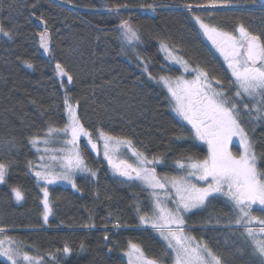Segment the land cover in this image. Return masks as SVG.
Returning a JSON list of instances; mask_svg holds the SVG:
<instances>
[{
    "label": "trees",
    "instance_id": "obj_1",
    "mask_svg": "<svg viewBox=\"0 0 264 264\" xmlns=\"http://www.w3.org/2000/svg\"><path fill=\"white\" fill-rule=\"evenodd\" d=\"M230 2L234 7L215 12L211 23L225 31H234L242 23L254 34L264 33L261 0ZM205 3L207 0H0V22L13 32L12 39L0 34V139L16 144L8 183L0 185V225L24 228L12 234L36 256L56 255L57 259L49 257L47 264H127L124 253L129 241L150 257H158L164 245L152 228L139 227V215L150 211L151 190L135 181L122 183L125 178L112 174L105 160L85 144L80 151L97 172L96 178L78 177L79 191L63 184L49 186L52 212L44 222L40 190L44 186L28 174L27 162L38 161V152L29 143L32 136H43L49 126L63 128L67 123L65 90L54 65L61 63L74 77L70 85L64 78V84L73 105L79 101L78 115L92 136L103 130L127 138L149 159L161 156L164 163L155 165L158 178L174 176L177 159H202L207 145L191 137V126L172 111L164 86L142 72L143 62H148L155 78L178 75L180 68L165 60L163 42L190 65L207 69L210 78L216 77L228 87L230 74L223 60L193 19L200 16L209 22L208 13L186 7ZM115 4L129 7L109 13L108 8ZM148 4L154 5L155 11L141 7ZM34 16L47 21L54 37L48 60L38 52ZM122 19L139 34L134 47L117 31ZM25 61L33 67H27ZM243 126L256 142L257 153H264V121L251 124L245 117ZM178 136L184 138L177 140ZM10 186L21 187L22 201L10 196ZM138 205L143 209L140 213ZM229 212L223 198H216L188 213L185 221L197 240L220 250L224 264H256L250 245L239 235L242 229L226 226ZM253 214L264 218L259 206ZM117 220L121 228L113 227ZM66 244L72 249L67 256L62 252ZM171 262V258L165 260ZM0 264L7 263L0 260Z\"/></svg>",
    "mask_w": 264,
    "mask_h": 264
},
{
    "label": "snow or ice",
    "instance_id": "obj_2",
    "mask_svg": "<svg viewBox=\"0 0 264 264\" xmlns=\"http://www.w3.org/2000/svg\"><path fill=\"white\" fill-rule=\"evenodd\" d=\"M261 6L264 7V0H261ZM128 7L127 4H115L108 11L117 14ZM141 7L155 11L152 4ZM186 7L189 11L195 7L208 13L209 22L200 16H194L193 19L227 65L231 73L228 89L225 90L220 79L210 78L207 69L199 65L189 68L188 62L174 55L172 49L163 42L161 51L165 52L166 59L181 65L185 73H195L194 77L190 80L183 76L173 79L166 75L155 78L149 72L148 62L143 61L142 72L148 73V79H155L157 84L167 89L172 110L180 120L191 126L188 129L191 137L207 145V155L203 159H177L175 167L183 175L161 180L155 168V165L164 163L161 156L149 159L143 152L133 149L131 140L113 137L103 130H98L97 141L94 142L92 133L78 115L79 101L73 105L64 84L65 77L69 85L73 83L74 77L57 62L55 73L65 90L63 104L67 123L63 128L49 126L43 136L37 134L29 139L33 148L43 154L39 156V164L27 162L28 174L34 175L37 185L40 181L44 182L40 190L43 193V218L47 223L52 212L47 186L56 181H67L79 191L74 179L77 172L95 178L96 172L87 166L79 141L81 137L86 138L87 145L97 153L98 144L102 141L104 158L114 173L125 178L121 182L139 181L151 190L152 214L139 215V223L141 226H150L164 242L162 253L158 257H149L139 245L129 241L124 253L128 257V264H165L168 258H171L172 264H224L223 258L216 255L207 243L196 241L185 232L188 226L184 214L202 209L216 198H223L226 205L230 206L226 226L242 229L239 235L250 245L256 264H264V218L252 214L254 206H259V210L264 212V167H261L264 153H257L256 142L243 126L245 117L251 124L264 121V33L254 34L242 23L234 31H225L211 23L215 12L234 7L230 0H207L205 4H189ZM38 19L43 25V31L38 34L39 46L50 55L51 34L48 24L42 16ZM117 31L129 47H134L133 42L140 39L138 32L126 19L120 21ZM0 34L8 39L13 37L12 30L6 29L2 22ZM25 64L29 68L33 67L29 61H25ZM233 88L234 92L231 91ZM252 132H255V128ZM60 136L69 138L63 141L56 139ZM233 137L239 139L241 151L238 155H234L228 147ZM183 138L178 136L176 139ZM55 143H62L63 147H47ZM41 144L45 145L43 149L39 147ZM121 148L131 152L135 164L114 159ZM15 149L14 141L0 139V185L8 183L10 170L15 165L10 157ZM4 156L9 158L5 160ZM10 196L20 202L24 199V192L19 186H10ZM169 202L174 204L173 208L168 207ZM136 211L140 213L143 209L138 205ZM113 227H121L118 220ZM7 231L5 226L0 225V257L5 258L7 264H44L43 257H33L23 251L21 242L5 235ZM104 239H108L107 230ZM71 251L67 244L62 249L65 256ZM49 255L53 261L57 259L55 255Z\"/></svg>",
    "mask_w": 264,
    "mask_h": 264
},
{
    "label": "rangeland",
    "instance_id": "obj_3",
    "mask_svg": "<svg viewBox=\"0 0 264 264\" xmlns=\"http://www.w3.org/2000/svg\"><path fill=\"white\" fill-rule=\"evenodd\" d=\"M39 17H41V16H39ZM35 27H36V26H35ZM36 29H37V31H39L37 27H36ZM50 32H51V30H50ZM51 35H52V33H51ZM52 38L54 39L53 35H52ZM205 39L207 40L206 37H205ZM207 41H208V40H207ZM53 42H54V40H53ZM208 42L211 44L210 41H208ZM52 48H53V47H52ZM168 48H170V47H168ZM170 49H172V48H170ZM172 51H173V54H174V55H178V56H180V55L177 54L173 49H172ZM163 54H164V57H165L166 62H167L169 65H171V66H175V67H178V68H180V71H181L178 75H170V76H168V77H171V78L175 79L176 77L183 76L184 78L189 79V80L192 79V78L194 77L195 73H185L184 70H183V68L181 67V65L176 64V63L172 62V61L169 60V59H166V54H165V52H163ZM218 55H219V53H218ZM219 56H220V55H219ZM180 57H181V56H180ZM220 57H221V56H220ZM221 59L223 60L222 57H221ZM185 61H186V60H185ZM223 62H224V61H223ZM224 64H225V63H224ZM188 66H189V68H194V66L190 65L189 63H188ZM225 66H226V69H227V65H226V64H225ZM65 68H66V67H65ZM66 69H67V68H66ZM228 72H229V74H230V76H231L230 71H228ZM164 88H165V87H164ZM224 88H225V90L228 89V87H226V86H224ZM165 89H166V88H165ZM166 91H167V89H166ZM231 91L234 92L235 89L233 88ZM229 94L231 95V92H230ZM172 111H173V110H172ZM173 112H174V111H173ZM174 113H175V112H174ZM97 137H98V135H97ZM97 137L92 136V139H93L94 142L97 141ZM68 138H69V137H65V136L56 137V139H58V140H60V141L66 140V139H68ZM196 142H197V140H196ZM199 142L206 146V144H204L203 142H201V141H199ZM81 144H85V145H87V140H86V138H84V137H81V138H80V141H79V147L81 146ZM87 146H88V148L91 150V146H90V145H87ZM39 147H40L41 149H43V148L45 147V145L41 144V145H39ZM47 147H49L50 149H58V148H60V147H63V144H62V143H55V144H50V145H48ZM98 147H99V151H98V153H97V152H94L95 155H97L98 157H99V156L102 157V158L105 160L106 164L108 165V167H109L111 173H112V174H115L114 171H113V169H112V167L108 164V161L104 158V154H103V142H102V141L99 142ZM228 147H229V150H230L234 155H238L239 152L241 151V149H240V145H239V139H238L237 137H233V139H232V141L229 143ZM133 149H134V148H133ZM91 151H92V150H91ZM36 152H37V151H36ZM41 154H43V152H39V153H38V161L36 162V164H39V162H40V161H39V156H40ZM114 159L117 160V162H118L119 160H126V161H128V163H131V164H135V162H136L135 157H133V156L131 155V152L128 151L127 148H121L120 151H119V153L114 157ZM202 159H203V158H202ZM86 162H87V161H86ZM87 166H88V164H87ZM88 167H89V166H88ZM89 168H90V167H89ZM91 169H92V168H91ZM36 170H38V169H36ZM92 170H93V169H92ZM175 170L177 171V174H176V175H174V176H173V175H172V176H167V177H168V178H171V177H176V176L183 175V172H182L180 169L176 168ZM93 171H95V170H93ZM95 172H96V171H95ZM96 175H97V172H96ZM80 176L85 177V176H89V175H88V174H85V173L77 172V173L75 174V176H74L75 183H76V179H77L78 177H80ZM95 178H96V177H95ZM162 178H165V177H162ZM163 180H164V179H163ZM193 182H196V181L193 180ZM40 183L43 184V186H44V182H43V181H40ZM134 183L139 184V186H141L142 188L145 187V186H143V185L141 184V182H139V181H135ZM58 184H63V186L71 187L72 189H74V188L72 187V185H71L70 183H68L67 181H56L55 183L50 184V185H48L47 187H49V186H55V185H58ZM169 188H170V185H169ZM74 190H75V189H74ZM149 204H150V211H149V213H148V214H141V215H151V214H152V210H151V209H152V199H151V196H150ZM168 207L173 208V207H174V204L171 203V202H169V203H168ZM254 207H256V206H254ZM193 211H195V210H193ZM189 213H191V212H189ZM252 214H253V213H252ZM187 215H188V213L184 214V218H185ZM253 215H254V214H253ZM49 216H50V215H49ZM42 218H43V214H42ZM48 218H49V217H48ZM43 220H44V218H43ZM5 227L8 229V231L5 233V235L14 238V239H15L16 241H18V242H21V239H20L19 237L17 238V237L14 236L12 233H13V232H16V231H19V230H23L24 228H22V227L13 228V227H7V226H5ZM139 227H145V228L149 227V228H151L150 226H147V225L141 226L140 223H139ZM256 227H258V225H257ZM120 228H121V227H120ZM25 229H27V230H32V229H34V231L39 230V229H37V228H33V227H27V228H25ZM189 231H190V230H189V228L187 227V228L185 229L186 234L195 238V236H194L191 232H189ZM195 239H196V238H195ZM196 241H199V240L196 239ZM23 244H24V242H21V247H22L23 251H27V252H28L31 256H33V257H43V259H44V264H47L46 260H47L49 257H51V255L48 254L47 258L44 257V256H36V255H34L33 253H31L30 251H28L27 249H25V247H24ZM247 245H249V244H247ZM29 247H30V246L28 245V248H29ZM213 251H214V253H215L216 255L221 256V254H220V252H219L220 250L218 251V249H217V250H216V249H213ZM52 255H53V254H52ZM55 256H56V255H55ZM125 257H126V262H127V264H128V257H127L126 255H125ZM149 257H150V256H149ZM0 260H2V261H4V262L7 263V261H6L5 258H3V257H0ZM165 264H166V263H165ZM171 264H172V262H171Z\"/></svg>",
    "mask_w": 264,
    "mask_h": 264
},
{
    "label": "water",
    "instance_id": "obj_4",
    "mask_svg": "<svg viewBox=\"0 0 264 264\" xmlns=\"http://www.w3.org/2000/svg\"><path fill=\"white\" fill-rule=\"evenodd\" d=\"M39 16H34L33 17V23H34V25L38 28V30L39 31H37V34H36V40H37V48H38V52H39V54L41 55V57L42 58H44L45 60H48V59H50L51 58V56H52V47H53V45H54V42H53V38H52V35H51V38H50V43H49V47H50V49H51V53H50V55H49V53H45L44 52V50L39 46V33L41 32V31H43V25H41L40 23H39ZM49 32H50V29H49ZM50 34H51V32H50ZM54 69H55V65H54ZM66 78V77H65Z\"/></svg>",
    "mask_w": 264,
    "mask_h": 264
}]
</instances>
